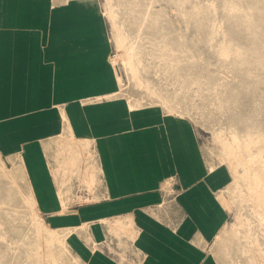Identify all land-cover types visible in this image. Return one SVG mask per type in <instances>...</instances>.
<instances>
[{
    "label": "rangeland",
    "instance_id": "374dc122",
    "mask_svg": "<svg viewBox=\"0 0 264 264\" xmlns=\"http://www.w3.org/2000/svg\"><path fill=\"white\" fill-rule=\"evenodd\" d=\"M75 1L97 5L119 85L110 97L81 103L121 99L131 110L156 109L189 123L207 174L227 176L213 190L224 224L212 240L198 237L195 244L215 264H264V205L251 188L255 174L264 182V0H50L54 8ZM57 110L60 132L38 140L57 212L39 203L25 146L0 155V264H89L77 243L116 264H144L135 244L139 229L126 215L78 225L62 220L111 198L97 141L76 136L63 104ZM61 168L69 177L58 185L54 172ZM160 192L165 207L146 210L163 213V223L176 230L185 216L180 176L166 179Z\"/></svg>",
    "mask_w": 264,
    "mask_h": 264
},
{
    "label": "crops",
    "instance_id": "0c3cea01",
    "mask_svg": "<svg viewBox=\"0 0 264 264\" xmlns=\"http://www.w3.org/2000/svg\"><path fill=\"white\" fill-rule=\"evenodd\" d=\"M91 3L54 8L50 0H0V155L25 146L39 203L57 212L60 204L38 140L60 132L57 108L63 104L76 136L97 141L111 200L62 220L78 225L126 215L139 229L135 244L146 254L144 264H215L195 243L198 237L212 240L224 224L213 190L227 176L223 170L207 174L190 124L156 109L131 110L121 99L81 103L119 89L106 28ZM174 174L183 186L178 202L185 216L172 231L163 213L149 214L146 208L165 207L160 188ZM95 234L103 238L100 226ZM76 246L89 264H116Z\"/></svg>",
    "mask_w": 264,
    "mask_h": 264
},
{
    "label": "bare ground",
    "instance_id": "6f19581e",
    "mask_svg": "<svg viewBox=\"0 0 264 264\" xmlns=\"http://www.w3.org/2000/svg\"><path fill=\"white\" fill-rule=\"evenodd\" d=\"M77 140H80V139H77ZM81 140L83 143L87 144V140H84V139H81ZM82 155H83L82 149L77 150L76 159L78 160L81 159ZM70 162L73 163L74 160H70ZM54 174H55V178H56L58 185H61L64 181L68 180V177H69L68 173L64 172L62 168H61V172L59 170H56ZM92 180H95L93 176L90 178V181ZM254 181L256 183L255 185L251 186L252 191L255 193L257 200L262 202V204L264 205V186L263 187L259 186L260 183L264 185V182L259 174H255Z\"/></svg>",
    "mask_w": 264,
    "mask_h": 264
}]
</instances>
